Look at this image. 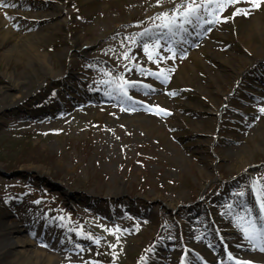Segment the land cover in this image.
Masks as SVG:
<instances>
[{
    "label": "rangeland",
    "instance_id": "374dc122",
    "mask_svg": "<svg viewBox=\"0 0 264 264\" xmlns=\"http://www.w3.org/2000/svg\"><path fill=\"white\" fill-rule=\"evenodd\" d=\"M187 2L0 0V90L14 96L0 103V168L23 171L0 176V224L34 241V261L264 264L241 228L264 225V3L212 16L195 0L209 12L159 27ZM35 49L52 74L16 91ZM160 69L166 83L149 74Z\"/></svg>",
    "mask_w": 264,
    "mask_h": 264
},
{
    "label": "snow or ice",
    "instance_id": "6c2138e0",
    "mask_svg": "<svg viewBox=\"0 0 264 264\" xmlns=\"http://www.w3.org/2000/svg\"><path fill=\"white\" fill-rule=\"evenodd\" d=\"M209 3H215L217 5V10L213 11L211 13L212 16H218L219 11L223 9L224 6L233 5L240 3L241 0H208ZM244 2L251 3L254 7H259L262 3H264V0H244ZM3 6V5H0ZM184 8L185 10L181 13L179 9ZM203 8L204 12H209V8L205 5H195V0H188L186 4H178L175 8L172 9L173 15L169 17L168 12H162L160 13L158 19H161V24L159 27L167 29L168 32L175 34V30L182 28V25L185 23H188L192 20L193 17L196 19H200V9ZM241 10L237 9L233 16L240 14ZM245 15H247V12H244ZM207 23H214L215 20H207ZM157 47H159V42H156ZM144 51L148 53L149 45L146 43L144 44ZM171 51V49H169ZM125 58H127L125 54ZM153 59V55L149 53V60ZM139 71L141 74H144L146 70L140 68ZM168 71L165 69H160V72L158 73H149L150 75L154 76L157 80H160L161 83H166L169 79ZM124 87H135L136 82L133 81H124ZM121 94L124 96H127V91L124 90V88L120 89ZM128 99H131V97H128ZM166 115L170 114L167 113V110H161ZM260 111L264 113V108H261ZM255 184V182H253ZM253 191H255V187L253 188ZM239 195H244V193H240ZM257 203L259 204L260 210L262 213H264V192H261L257 196ZM261 219L264 220V215L261 216ZM242 231L244 232L245 238L249 241H256L259 239L261 241L260 243V251H264V225L257 226L256 223L253 222H247L245 225L241 226ZM113 231H121L120 229H114ZM117 239L119 237L117 236ZM98 243V241H97ZM114 247V246H113ZM229 259L231 260V254H229ZM236 264H240L239 261H236Z\"/></svg>",
    "mask_w": 264,
    "mask_h": 264
},
{
    "label": "bare ground",
    "instance_id": "6f19581e",
    "mask_svg": "<svg viewBox=\"0 0 264 264\" xmlns=\"http://www.w3.org/2000/svg\"><path fill=\"white\" fill-rule=\"evenodd\" d=\"M65 13L62 8L58 9L57 16L58 17H64ZM75 43L80 47V49H85L88 46L87 42H84V40L81 37L75 38ZM35 48V47H33ZM36 50V49H35ZM36 52H39L37 54L34 53V51L26 52L24 54L25 57H29L30 61L28 63L29 72H26L24 74V79L20 82H17L14 84V87L16 88V91H22L26 86L30 85L32 83L31 76L32 72L34 70L35 73L38 74V72H42L43 74H52V70L47 66V62L45 57L42 59H38L37 57L40 54L39 50H36ZM41 73V74H42ZM8 78L11 80L12 76L9 75ZM14 98V96L7 94L5 91L0 90V103L2 101H11V99ZM1 108V107H0ZM248 125V124H247ZM261 129L259 127H256L255 129H252L250 133L253 135L257 134L259 130ZM247 165L244 163L242 165L241 172L246 170ZM18 231V227L13 226H6L5 224H0V260L5 259L6 257H11L10 260L6 261V264H44L42 260L38 259L37 261L33 260V257L31 255V247H29L31 244L34 243L32 240H21L18 244L14 243L12 241V235ZM261 257H263L262 254H260ZM259 258L258 262L264 261L263 258Z\"/></svg>",
    "mask_w": 264,
    "mask_h": 264
},
{
    "label": "water",
    "instance_id": "95a60500",
    "mask_svg": "<svg viewBox=\"0 0 264 264\" xmlns=\"http://www.w3.org/2000/svg\"><path fill=\"white\" fill-rule=\"evenodd\" d=\"M20 173H23V171L18 170L11 173L6 172L5 170L0 168V176L8 179H12L13 177L19 175ZM25 173V172H24ZM32 175V173H30ZM33 174L36 175V179L39 180L41 185H44L45 187H48L52 192H60L62 195H65L66 192H69L67 188H65L62 184H60L58 181H54L50 177L46 175H39L36 172H33ZM69 194H73L69 192Z\"/></svg>",
    "mask_w": 264,
    "mask_h": 264
}]
</instances>
